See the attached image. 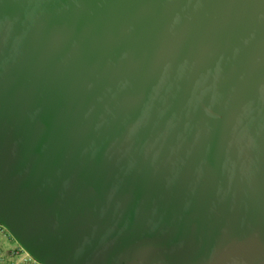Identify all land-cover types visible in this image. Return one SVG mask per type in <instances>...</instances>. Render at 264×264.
<instances>
[{
    "label": "water",
    "instance_id": "obj_1",
    "mask_svg": "<svg viewBox=\"0 0 264 264\" xmlns=\"http://www.w3.org/2000/svg\"><path fill=\"white\" fill-rule=\"evenodd\" d=\"M0 223L41 264H264V0H0Z\"/></svg>",
    "mask_w": 264,
    "mask_h": 264
},
{
    "label": "rangeland",
    "instance_id": "obj_2",
    "mask_svg": "<svg viewBox=\"0 0 264 264\" xmlns=\"http://www.w3.org/2000/svg\"><path fill=\"white\" fill-rule=\"evenodd\" d=\"M11 245L13 246V256H17L16 258H21L23 256L27 257V253L18 245L17 241L9 232L8 227L0 223V250H3V248H11ZM27 259L28 263H32V257Z\"/></svg>",
    "mask_w": 264,
    "mask_h": 264
},
{
    "label": "crops",
    "instance_id": "obj_3",
    "mask_svg": "<svg viewBox=\"0 0 264 264\" xmlns=\"http://www.w3.org/2000/svg\"><path fill=\"white\" fill-rule=\"evenodd\" d=\"M12 249L13 246L11 248H3V250H0V264H32L28 263V261L21 262L22 260L24 261L26 257L23 256L21 258H16L17 256H13Z\"/></svg>",
    "mask_w": 264,
    "mask_h": 264
},
{
    "label": "built area",
    "instance_id": "obj_4",
    "mask_svg": "<svg viewBox=\"0 0 264 264\" xmlns=\"http://www.w3.org/2000/svg\"><path fill=\"white\" fill-rule=\"evenodd\" d=\"M27 258H31V257H29V255L27 254V257L24 259V261L22 260L21 262H27L28 261ZM32 264H40V263H38L36 260L32 259Z\"/></svg>",
    "mask_w": 264,
    "mask_h": 264
},
{
    "label": "trees",
    "instance_id": "obj_5",
    "mask_svg": "<svg viewBox=\"0 0 264 264\" xmlns=\"http://www.w3.org/2000/svg\"><path fill=\"white\" fill-rule=\"evenodd\" d=\"M34 260H36L38 263H40L37 259L33 258ZM41 264V263H40Z\"/></svg>",
    "mask_w": 264,
    "mask_h": 264
}]
</instances>
